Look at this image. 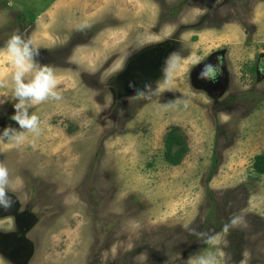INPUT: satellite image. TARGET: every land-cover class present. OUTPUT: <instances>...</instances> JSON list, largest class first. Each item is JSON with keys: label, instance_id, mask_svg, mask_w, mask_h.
Instances as JSON below:
<instances>
[{"label": "rangeland", "instance_id": "obj_1", "mask_svg": "<svg viewBox=\"0 0 264 264\" xmlns=\"http://www.w3.org/2000/svg\"><path fill=\"white\" fill-rule=\"evenodd\" d=\"M81 24L94 34L75 68L55 72L66 112L52 101L39 137L0 140L13 186L39 202L29 264H264V174L252 170L264 152V58L253 69L264 55V0H0V35L23 28L36 47ZM166 39L179 45L152 90L113 102L109 75ZM217 49L230 77L214 98L189 71ZM11 72L0 55V78ZM83 72L102 84L103 104L100 89L76 86ZM172 126L187 145L177 165L164 158Z\"/></svg>", "mask_w": 264, "mask_h": 264}, {"label": "flooded vegetation", "instance_id": "obj_2", "mask_svg": "<svg viewBox=\"0 0 264 264\" xmlns=\"http://www.w3.org/2000/svg\"><path fill=\"white\" fill-rule=\"evenodd\" d=\"M93 32L95 31H74L64 37H61V39H58L56 43L50 46L42 48L38 47L40 49V55L37 57V62L52 66L55 72L56 70L62 68H75L76 64L74 63V58L75 54H77V47L86 45L88 39L94 34ZM13 33H20L25 36V38L30 39L29 31L24 30L23 28L10 33L5 31L4 34L0 35V47L6 44L7 40ZM178 45L177 40L166 39L165 41H160L159 43L156 42L144 45L140 47L138 51L131 54L126 61L125 66L122 69L119 67V69L113 71L106 80V89L112 94L113 102H120L123 96H134L138 90H145V86L150 85V87L146 89L141 96L143 97L144 95H147L152 90L153 84L160 79L159 77L162 73V66L167 60L166 55L170 52L168 49H176ZM225 53L226 51L223 49L211 51L204 59L200 60V64L198 66L193 65L189 71V77L191 78L190 82L192 85L195 88L205 91L206 93H210V95L214 98L220 94V91L223 93L229 85L230 76L225 64ZM263 58L264 55H258L253 65L254 74H256V76H258L259 72L263 69ZM114 59L115 57H113L112 60L114 61ZM205 64L215 66L213 71L216 74V82L213 83L198 79L201 68H203ZM87 75L88 73L83 72L82 77L78 78V84L76 86L78 87L83 85L85 88L87 86H92L97 90L100 89V96L96 95L94 99L99 104L104 102L102 84L96 83L95 86L94 83L87 80ZM8 81V87L1 88V93L5 95V99L9 102L2 104L0 108V132L8 126L17 129L19 128V126L11 120V116L14 114L13 103H15V100L12 98L11 94L10 79ZM60 89L61 91L66 90V88H59L58 90ZM212 92L214 93L212 94ZM62 96L64 97V95ZM50 102L51 103L45 102L31 109L32 112H35L38 116H40L42 129H48L47 123L49 120H46L44 124L43 120L48 112L51 111L48 110L50 105H54L52 101ZM58 105L60 106L61 113H65L66 102L64 98L61 101H58ZM53 111L56 112V110ZM54 124H57V122L52 124L50 123L49 125L53 126ZM2 143L3 142H0V145H2ZM0 159H2L1 154ZM47 189L52 191L50 186L47 187ZM18 192V190L15 192H8V196L12 201L10 207L4 208L3 206H0V220L3 221L2 224L0 223V258L2 261L9 264H19L20 261V264H29L34 255V246H36L38 242V237H35L34 235V237H32L30 235H32L34 227L39 222V213L37 212L39 209V202L34 201L29 197L22 198ZM24 192H26V189ZM30 192L31 190L29 187V190H27L26 193ZM207 236L208 233H204V237L202 233L203 238L199 239L200 241L198 238L196 239V237L191 239V236H188L184 241V244L191 248L194 245L200 244V242L204 241ZM228 239L230 241L232 238ZM29 251H31L32 254H28L29 257L27 258L25 253ZM150 258L152 260L153 257ZM161 260L163 261V259Z\"/></svg>", "mask_w": 264, "mask_h": 264}, {"label": "clouds", "instance_id": "obj_3", "mask_svg": "<svg viewBox=\"0 0 264 264\" xmlns=\"http://www.w3.org/2000/svg\"><path fill=\"white\" fill-rule=\"evenodd\" d=\"M87 27V24H81L78 30L84 31ZM0 55L8 58L12 68L10 83L15 103H13L14 114L11 120L19 126L18 129L11 126L5 127L0 132V140L19 147L28 139L29 134L32 137H39L42 134L41 118L31 109L48 101H61L63 96L58 90L60 81L52 66L37 62L40 49L33 45L31 39L25 38L20 33H13L10 36L4 48L0 50ZM194 64L198 66L200 60H195ZM214 67L211 64H205L201 68L198 79L216 82ZM8 84V80L0 78V88L8 87ZM149 87L150 85H146L145 90ZM145 90H138L130 99L140 97ZM7 102H9L7 99H0V105ZM221 120L226 122L223 115ZM13 185L14 181L9 169L0 162V206L4 208L11 206L12 201L8 192L17 190ZM201 264H208V262L202 261Z\"/></svg>", "mask_w": 264, "mask_h": 264}, {"label": "trees", "instance_id": "obj_4", "mask_svg": "<svg viewBox=\"0 0 264 264\" xmlns=\"http://www.w3.org/2000/svg\"><path fill=\"white\" fill-rule=\"evenodd\" d=\"M21 15V14H20ZM187 151V145L176 126H172L164 138V158L172 165L180 163ZM252 170L255 174H264V152L257 154L252 163Z\"/></svg>", "mask_w": 264, "mask_h": 264}, {"label": "water", "instance_id": "obj_5", "mask_svg": "<svg viewBox=\"0 0 264 264\" xmlns=\"http://www.w3.org/2000/svg\"><path fill=\"white\" fill-rule=\"evenodd\" d=\"M28 254H32L31 251L25 253V256L27 255V256H26L27 258L29 257ZM20 262H21V261H20ZM20 262H19V264H20ZM23 262H24V261H23Z\"/></svg>", "mask_w": 264, "mask_h": 264}]
</instances>
